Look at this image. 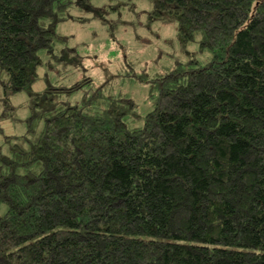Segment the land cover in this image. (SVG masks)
<instances>
[{
	"label": "trees",
	"instance_id": "trees-1",
	"mask_svg": "<svg viewBox=\"0 0 264 264\" xmlns=\"http://www.w3.org/2000/svg\"><path fill=\"white\" fill-rule=\"evenodd\" d=\"M151 1L212 56L140 74L141 117L120 93L55 107L56 88L31 91L90 0H0L4 103L28 90L31 109L0 153V264H264V0Z\"/></svg>",
	"mask_w": 264,
	"mask_h": 264
},
{
	"label": "rangeland",
	"instance_id": "rangeland-1",
	"mask_svg": "<svg viewBox=\"0 0 264 264\" xmlns=\"http://www.w3.org/2000/svg\"><path fill=\"white\" fill-rule=\"evenodd\" d=\"M90 2L91 6L69 8L56 26L64 40L56 42L52 52L47 49L39 52L42 63L31 91L43 93L49 84L56 88L53 101H46L52 106L79 104L85 94L97 89L105 94L130 97L142 117L152 109V103L149 84L139 78L140 74L155 75L190 59L205 63L212 56L207 49H200L198 38L183 45L174 19L151 21L149 13L154 7L151 0ZM76 84H79L76 90L67 91ZM28 92L12 96L16 108L12 113L5 106L0 84V153L8 154L14 136L27 131L22 115L30 110ZM5 210L6 206L1 205L0 212Z\"/></svg>",
	"mask_w": 264,
	"mask_h": 264
},
{
	"label": "crops",
	"instance_id": "crops-1",
	"mask_svg": "<svg viewBox=\"0 0 264 264\" xmlns=\"http://www.w3.org/2000/svg\"><path fill=\"white\" fill-rule=\"evenodd\" d=\"M13 101V100H12ZM15 110H16V108H14ZM25 113V115H22L24 118H27L29 115H30V113H31V109L29 110V112L28 111H26V112H24ZM22 117V118H23ZM14 135H16V134H14Z\"/></svg>",
	"mask_w": 264,
	"mask_h": 264
}]
</instances>
